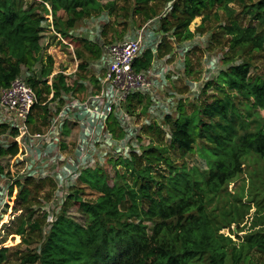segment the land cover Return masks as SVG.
Wrapping results in <instances>:
<instances>
[{"label":"trees","instance_id":"trees-1","mask_svg":"<svg viewBox=\"0 0 264 264\" xmlns=\"http://www.w3.org/2000/svg\"><path fill=\"white\" fill-rule=\"evenodd\" d=\"M22 1L0 0V90L7 88L23 68L31 71L43 61L40 34L44 18L36 13L34 6H25ZM39 1L49 4L50 10L43 6L44 12L51 13L54 26L64 35L66 31L59 28L56 19L57 11L62 10L68 16L64 26L67 29L93 11L112 8L111 2L101 4L100 0ZM134 1L137 12L141 6L156 0ZM234 1L175 0L170 12L177 21L173 35L179 41L191 39V22L216 7L229 15L228 24L222 27L229 37V47L250 48L264 57V0L249 3L238 0L240 18L248 20L244 25L229 7ZM170 25L165 20L163 30L169 31ZM85 46L94 57L99 55L95 45ZM151 58L150 51H145L134 68L137 71L147 68ZM45 62L39 77L27 78L39 102L43 96L40 84L46 86L44 78L52 70V57L46 56ZM249 72L248 63L221 70L217 76L221 83H215L221 96L204 99L191 114L180 113L173 121L169 147L177 149L180 157L193 154L196 141L203 143L204 160L208 161L200 181L193 178L184 161L174 165L165 156V148H155L152 161L146 157L147 164L143 167H135L128 160L116 161L115 165L129 170L120 174L115 167L114 177L121 181L107 184L106 175L101 174L105 181L92 183L82 175L79 183L97 194L93 202L82 201L75 194L72 197L84 216L83 223L63 214L58 216L38 251L24 257L19 264H257L251 260V254L255 252L264 257V173L254 172L253 181L243 194L245 201L236 196L233 204L223 207L221 213L213 215L207 210L212 200L221 196L231 180L241 173L242 161L250 155L264 160V118L256 116L258 109L264 112V79ZM52 88L58 96L64 88L61 75ZM19 152L15 143L0 147V174L4 170L3 157ZM93 171L101 170L83 173L91 176ZM128 176L131 180L126 179ZM252 204L255 210L250 214L249 230L242 236L231 233L239 242L220 233L223 228L242 224ZM5 251L0 250V263L5 260Z\"/></svg>","mask_w":264,"mask_h":264},{"label":"rangeland","instance_id":"rangeland-1","mask_svg":"<svg viewBox=\"0 0 264 264\" xmlns=\"http://www.w3.org/2000/svg\"><path fill=\"white\" fill-rule=\"evenodd\" d=\"M174 1L156 0L141 6V10L135 12L134 0H100L101 4L111 2L112 8L110 10L104 8L99 12L93 11L90 15L77 20L73 27L67 29L64 26L68 16L60 10L57 11L56 19L59 28L65 29V35L54 26L51 13L46 14L44 12L43 6L45 5L43 3V5L40 4L39 0H23L22 2L25 6H34L36 13L44 18L41 22L43 29L40 34V44L43 48L41 52L42 63H46L45 57L48 55L53 59L52 70L44 78L46 86L40 84L43 96L39 104L42 106L44 103V106H47V100L53 96L55 98L71 96L75 99L84 100L98 91V78L101 77V75L97 76L96 74L95 64L98 56L94 57V54L85 45L92 47L95 45L99 48L100 53L101 46L131 37L136 30L149 21L157 22V31L160 35L157 57L161 58L165 54H171L166 62L171 68V74L166 78V82H168L167 89L173 90L174 95L171 96L173 102L167 118L161 116L162 113L158 117L151 116L145 99L133 98L127 101V104L130 103L129 106L132 108H125V102L123 103L118 119L125 121L123 128L129 135L125 144L134 148V151L128 154L131 156L127 160L130 163L134 162L135 167H143L147 164L146 157L152 161L153 155L156 154L155 148H165V156L170 158L174 165L179 166L184 161L190 167L193 178L200 181L207 169L206 160L208 161V159L204 160L206 152L203 143L196 141L194 153L180 157V152L177 149L169 147L173 121L180 113L183 115L191 114L204 99L208 101L210 96H221L217 92L215 83H221L217 77L218 73L227 69L228 66L248 63L250 75H258L264 79V57L261 52L252 51L250 48L238 50L229 47V37L222 29L228 24L229 15L216 7L206 11L205 14H201L191 22L189 26L190 32L193 33L191 39L177 40L173 35V27L177 21L170 16ZM252 1L256 0H244L245 3ZM47 5L50 9L48 3ZM229 7L236 12L237 18H240L241 3L235 0L229 4ZM45 8L47 7L45 6ZM204 15L206 17L202 19ZM240 19V24L248 23L247 19L243 17ZM165 20L171 23L168 26L169 31L162 28V23ZM57 34L67 44H71L73 49L71 50L64 44L63 40H59ZM168 47L170 49L166 51ZM160 60H154L153 64L159 65ZM42 63H37L34 67V74L37 77L40 75ZM62 70H66L67 76L61 73ZM60 75L63 78L64 88L68 89L61 88L58 96H55L52 84L57 81ZM206 83H208L207 88L202 93L203 85L205 86ZM62 103L63 99L60 101V104ZM256 116L262 120L264 112L258 109ZM128 118L129 121H126ZM30 120L31 130L42 132L47 125V114L34 108ZM117 125L114 126L115 135L121 132L120 125L118 123ZM252 128L253 126L251 130ZM11 133L12 129L9 124L0 123L1 147L7 145L8 137L12 136ZM121 137L113 136V142L103 147L102 144L104 143H92L91 158L94 163L91 165V169L87 170L98 169L101 171L99 173L93 171L91 176L83 173L84 178L92 183L95 181L103 183L105 180L101 174H105L107 184L121 181L120 178L114 177L115 167L120 174L129 171L120 164L115 165L114 162L115 159H118L115 149L118 146V139ZM74 142L72 141L71 144L73 145ZM67 149L68 147L65 148V153L71 154V149L68 151ZM17 160L18 158L6 156L2 161L4 172L3 175H0V250L6 251L5 260L0 264H19L24 257L37 252L44 236L49 231L51 223L62 214L78 223H83L84 216L79 212L78 205L74 203L72 197L75 194L82 201L93 202L97 195L94 190L81 185L78 179L74 181L69 179L66 184H58L50 172L42 173L43 162L39 166H33L32 170H25L27 159L20 162ZM241 164V173L231 180L225 190L222 191L221 196L214 201L212 200L211 206L207 209L209 213H213V215L221 213L222 209L233 204L236 196L242 202L245 201L243 194L253 181L254 174L264 173V160L254 155L248 156ZM165 168L164 163H162L161 169L164 170ZM126 179L131 180L129 176ZM24 195L25 197L22 199ZM254 210L255 207L252 204L249 214L246 215L242 224L239 226L233 224L230 228H223L220 233L239 242L240 240L231 233L236 232L242 236L244 232L249 230V223ZM20 231L22 233H19ZM251 260L257 264H264V257L255 252L251 254Z\"/></svg>","mask_w":264,"mask_h":264},{"label":"built area","instance_id":"built-area-1","mask_svg":"<svg viewBox=\"0 0 264 264\" xmlns=\"http://www.w3.org/2000/svg\"><path fill=\"white\" fill-rule=\"evenodd\" d=\"M44 5L48 8L47 3ZM157 28L156 21H149L131 37L101 46L95 64L97 76L101 75L98 78L99 89L84 100L71 96H53L47 100V106H44L45 103L40 105L35 91L27 83L28 77L36 75L34 68L31 71L23 68L7 88L0 90V123H7L12 129V136L8 137V143L3 148L15 143L21 150L19 154L9 157L18 158V162L27 159L25 170H32L33 166H39L43 162L42 173L50 172L60 185L66 184L69 179L79 180L84 171L91 169L94 163L91 158L92 143H104L103 147L113 142V136H122L117 142L115 153L118 159L114 162L129 159L131 155L128 154L134 148L125 144L129 135L123 128L125 121L118 119L123 103L125 102V108H132L127 101L133 98L145 99L151 116L158 117L162 113L161 116L167 118L173 102V90L167 89L166 82L171 74V68L166 63L171 54L157 57L160 43ZM57 36L59 40H63L59 34ZM62 42L73 49L71 44L64 40ZM145 51H150L151 62L147 68L137 71L134 64L142 58ZM159 59L160 64L155 66L154 60ZM61 73L67 76L66 70ZM35 105L46 109L42 112L47 114V125L42 132L32 131L29 123ZM117 123L121 132L115 135L114 126H118ZM72 141H75L73 145ZM66 147L67 151L71 149V154L65 153Z\"/></svg>","mask_w":264,"mask_h":264}]
</instances>
